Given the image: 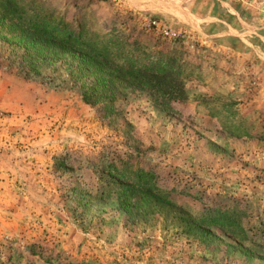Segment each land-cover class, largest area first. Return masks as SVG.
Masks as SVG:
<instances>
[{
	"label": "rangeland",
	"instance_id": "obj_1",
	"mask_svg": "<svg viewBox=\"0 0 264 264\" xmlns=\"http://www.w3.org/2000/svg\"><path fill=\"white\" fill-rule=\"evenodd\" d=\"M33 2L175 53L189 96L87 103L69 59L30 69L0 24V264H264V0ZM140 177L173 203L99 192Z\"/></svg>",
	"mask_w": 264,
	"mask_h": 264
},
{
	"label": "trees",
	"instance_id": "obj_2",
	"mask_svg": "<svg viewBox=\"0 0 264 264\" xmlns=\"http://www.w3.org/2000/svg\"><path fill=\"white\" fill-rule=\"evenodd\" d=\"M30 6H34L33 0H0V24L6 27L4 33L18 39L16 50H21L20 56L30 69L69 59L70 70L76 71L81 82L79 88L85 102L95 104L113 99L116 91L128 87L149 90L155 103L163 108H171L173 102L188 98L175 53L154 52L138 39L117 33L113 36L107 29L95 30L86 24H72L50 8ZM154 54L160 57L153 58ZM111 172L123 176L121 170ZM99 192L106 196L115 194L122 203L135 206L140 196L162 205L173 203L166 192L141 177L137 183ZM210 224L222 223L213 219L191 223L189 227L201 229Z\"/></svg>",
	"mask_w": 264,
	"mask_h": 264
},
{
	"label": "built area",
	"instance_id": "obj_3",
	"mask_svg": "<svg viewBox=\"0 0 264 264\" xmlns=\"http://www.w3.org/2000/svg\"><path fill=\"white\" fill-rule=\"evenodd\" d=\"M152 24L158 26L160 23H159L158 21H155V20H154V21H152ZM161 28H162L161 31H162L165 35H169V34H170V31L167 29V27L162 26Z\"/></svg>",
	"mask_w": 264,
	"mask_h": 264
}]
</instances>
